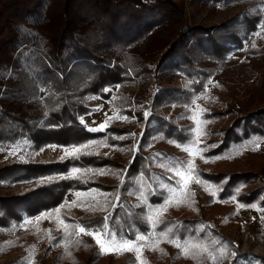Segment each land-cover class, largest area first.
I'll return each instance as SVG.
<instances>
[{"label":"rangeland","instance_id":"rangeland-1","mask_svg":"<svg viewBox=\"0 0 264 264\" xmlns=\"http://www.w3.org/2000/svg\"><path fill=\"white\" fill-rule=\"evenodd\" d=\"M174 1L181 8L180 14L166 15L162 24L132 45L122 42L121 48L110 47L102 51L112 64L125 66L126 62L129 63L131 66L127 69L134 81L107 87L105 90L110 91V99L91 95L85 98L87 106L93 110L82 118L87 127L94 126L88 129L102 132L113 125L127 128L129 132L119 139L133 140L134 153L153 112L158 85L187 81L179 71H157L162 57L180 34L193 27L216 29L245 13L254 14L259 21L257 29L242 40L241 46L227 41L231 49L222 58H210L205 51L192 52L200 66L215 69L214 76L191 105L174 104L157 110L180 125L192 124L194 143L189 146L167 144L156 136L158 143L146 147L147 154L154 155L164 148L180 160L174 166L162 164L166 165V174L175 184L168 189L164 203L149 209L151 228L147 233L133 234L132 224L119 230L110 226L108 220L103 226L82 223V219L112 214L119 206L120 195L100 188L71 191L56 209L41 211L37 215H29L24 206L23 213L16 220L7 217L5 207L0 205V216L9 220L7 225H0V264H123L127 260H134L135 264H264V206L260 202L242 205L237 201V194L221 199L219 196L229 177L223 183L215 184L209 177L202 179L197 175L200 170L207 174L227 175L251 170L264 178V140L217 156L208 153L217 145L210 142L208 145V141L219 140L223 136L222 132L217 133L218 130L232 124L237 116L264 108V0ZM231 26L233 32L240 28L235 22ZM237 33L245 37V33ZM77 70L80 76L87 72L81 66ZM79 81L74 79L73 82ZM14 104L17 106L12 104L10 108L28 109L36 105L31 101ZM229 108H236L237 112L234 115L226 113ZM101 124L105 125L104 129H100ZM127 147L111 145L106 139L99 138L81 146L47 145L36 151L31 149L30 140L22 138L0 145V169L14 164L64 162L90 152L125 163L132 159ZM124 174L121 170L79 167L71 168L67 174L31 178L23 177L20 171L6 176L1 173L0 197L23 195L72 176L84 180L92 178L103 184H120ZM159 187L165 188L166 184L160 182ZM130 201L136 207L147 202L145 194L130 198ZM187 217L198 218L202 228L216 231L217 234H210L212 241L171 239L166 232L155 231L156 223L165 219ZM80 228L86 231L81 233ZM141 236L143 240L139 239ZM129 241L131 246L124 247L123 242ZM230 242L240 250L238 254L229 246Z\"/></svg>","mask_w":264,"mask_h":264},{"label":"trees","instance_id":"trees-1","mask_svg":"<svg viewBox=\"0 0 264 264\" xmlns=\"http://www.w3.org/2000/svg\"><path fill=\"white\" fill-rule=\"evenodd\" d=\"M180 11L174 0H0V145L27 138L31 149L37 151L47 145L81 146L103 138L111 145H127L132 155V159L124 163L114 157L90 152L64 162L14 164L0 169V174L5 176L20 171L23 177L30 178L67 174L76 167L121 170L125 173L120 184H103L92 178L84 180L72 176L42 185L23 195L0 197V205L5 207L7 217L16 220L23 213L21 210L24 206L29 215L54 210L71 191L100 188L120 195L119 206L112 214L82 219V223L103 226L107 217L110 226L119 230L132 224L133 234L149 231V209L164 203L168 189L175 184L166 174L165 166H174L180 160L164 148L154 155L147 154L146 147L159 141L156 136L160 142L167 144L189 146L194 143L192 124L180 125L157 113V110L174 104L191 105L214 76L215 69L200 66L192 52L205 51L210 58L224 57L231 49L227 41L241 46L242 40L257 29L259 18L245 13L216 29L193 27L180 34L162 57L157 71H179L187 77V81L158 85L153 112L137 152L134 153L132 149L133 140L119 139L129 132L127 128L113 125L105 131L92 132L84 125L82 118L93 113L87 106V96L110 99V91L105 90L107 87L134 81L127 69L129 63L126 62L125 66L112 64L102 55V51L110 47L121 48L122 42L132 45L140 41L162 24L166 15L180 14ZM233 22L239 24L237 31L245 33V37L232 31ZM80 66L87 70L81 76L77 74ZM74 79L81 81L73 82ZM24 101L36 105L28 109L10 108L12 104ZM236 112V108H229L226 113L234 115ZM220 132L222 138L208 141L212 145L217 144L208 152L212 156L263 141L264 108L237 116L232 124L217 133ZM198 172L199 177H209L215 184L229 177L219 196L221 199L237 194V201L242 205L251 206L260 202L264 206L262 174L251 170L229 175ZM159 181L165 183L166 187H159ZM144 194L147 202L141 206L136 207L130 201V198ZM8 223L9 220L0 216V225ZM155 231L166 232L171 239L181 240L195 238L212 241L210 234H217L214 230L210 232L208 227L202 228L200 219L191 217L165 219L156 223ZM229 246L234 248L232 242ZM234 249L238 254L240 250ZM123 264H135V261L127 260Z\"/></svg>","mask_w":264,"mask_h":264},{"label":"snow or ice","instance_id":"snow-or-ice-1","mask_svg":"<svg viewBox=\"0 0 264 264\" xmlns=\"http://www.w3.org/2000/svg\"><path fill=\"white\" fill-rule=\"evenodd\" d=\"M145 115H147V113ZM104 128H105V125L104 124H101L100 125V129H104ZM104 219H105V223H106L108 218L105 217ZM79 231L81 233H84L86 230L84 228H80ZM97 233H99V230H97ZM89 234H94V233H89ZM96 238H97V240H99V235L98 234H96ZM139 239L140 240H143L144 237L141 236V237H139ZM123 246L124 247H130L131 246V242L130 241L129 242H123ZM101 247H102V250H105L106 251V249L103 248V245H101Z\"/></svg>","mask_w":264,"mask_h":264},{"label":"crops","instance_id":"crops-1","mask_svg":"<svg viewBox=\"0 0 264 264\" xmlns=\"http://www.w3.org/2000/svg\"><path fill=\"white\" fill-rule=\"evenodd\" d=\"M88 116H89V115H88ZM82 122H83L84 125L87 127V125L85 124V120H82ZM88 127H89V128L91 127L90 129H93L94 126H89V125H88ZM88 127H87V128H88Z\"/></svg>","mask_w":264,"mask_h":264}]
</instances>
